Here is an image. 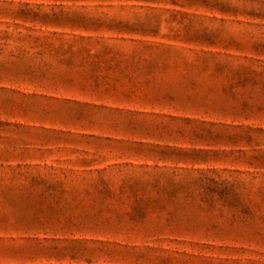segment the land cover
<instances>
[{
    "label": "rangeland",
    "instance_id": "rangeland-1",
    "mask_svg": "<svg viewBox=\"0 0 264 264\" xmlns=\"http://www.w3.org/2000/svg\"><path fill=\"white\" fill-rule=\"evenodd\" d=\"M0 264H264V0H0Z\"/></svg>",
    "mask_w": 264,
    "mask_h": 264
}]
</instances>
